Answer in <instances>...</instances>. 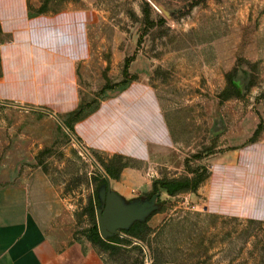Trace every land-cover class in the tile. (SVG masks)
Returning <instances> with one entry per match:
<instances>
[{
	"label": "rangeland",
	"instance_id": "374dc122",
	"mask_svg": "<svg viewBox=\"0 0 264 264\" xmlns=\"http://www.w3.org/2000/svg\"><path fill=\"white\" fill-rule=\"evenodd\" d=\"M0 6L2 128L16 116L33 138L20 163L49 179L75 241L104 177L87 153L121 154L129 166L110 184L127 202L156 178L205 177L158 197L144 264H264V0ZM140 259L131 247L106 260Z\"/></svg>",
	"mask_w": 264,
	"mask_h": 264
},
{
	"label": "crops",
	"instance_id": "0c3cea01",
	"mask_svg": "<svg viewBox=\"0 0 264 264\" xmlns=\"http://www.w3.org/2000/svg\"><path fill=\"white\" fill-rule=\"evenodd\" d=\"M16 120L6 132L0 110V264H106L87 240L77 242L66 230L61 199L43 171L27 177L20 160L32 155L33 138L15 131Z\"/></svg>",
	"mask_w": 264,
	"mask_h": 264
},
{
	"label": "trees",
	"instance_id": "16d2710c",
	"mask_svg": "<svg viewBox=\"0 0 264 264\" xmlns=\"http://www.w3.org/2000/svg\"><path fill=\"white\" fill-rule=\"evenodd\" d=\"M97 163L101 166L104 173L113 180L120 177L121 172L128 166L127 158L121 154H114L108 158H102L94 154ZM99 183L104 184L105 178L101 177L99 173ZM205 180V177L198 175H180L173 177H161L152 181V190L150 195L159 191L164 192L169 197H176L185 193H195L199 185ZM88 182V180L86 181ZM100 202L97 197V190L94 195L88 199L82 214L89 219L88 229L84 233L87 241L92 247L100 254L105 263L116 260L119 256L130 253V248H135L141 255L138 264H144V252L142 246L146 245L149 237L154 232L148 224V216L144 221H135L128 229L121 230L119 234H114L106 239L100 236L98 225L96 222V209L99 207ZM136 241L140 245H133ZM154 264V263H152Z\"/></svg>",
	"mask_w": 264,
	"mask_h": 264
},
{
	"label": "water",
	"instance_id": "95a60500",
	"mask_svg": "<svg viewBox=\"0 0 264 264\" xmlns=\"http://www.w3.org/2000/svg\"><path fill=\"white\" fill-rule=\"evenodd\" d=\"M83 149L85 150V148ZM87 154L103 173L106 181L97 189L100 205L96 209V218L99 233L103 239L119 234L121 230L128 229L135 221H144L151 212L156 210V201L160 197L161 191L144 200L136 199L127 202L121 195L111 189L110 178L94 158L89 153Z\"/></svg>",
	"mask_w": 264,
	"mask_h": 264
},
{
	"label": "bare ground",
	"instance_id": "6f19581e",
	"mask_svg": "<svg viewBox=\"0 0 264 264\" xmlns=\"http://www.w3.org/2000/svg\"><path fill=\"white\" fill-rule=\"evenodd\" d=\"M89 156V155H88Z\"/></svg>",
	"mask_w": 264,
	"mask_h": 264
}]
</instances>
